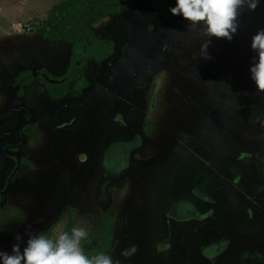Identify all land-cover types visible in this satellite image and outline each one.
I'll list each match as a JSON object with an SVG mask.
<instances>
[{
    "label": "rangeland",
    "instance_id": "1",
    "mask_svg": "<svg viewBox=\"0 0 264 264\" xmlns=\"http://www.w3.org/2000/svg\"><path fill=\"white\" fill-rule=\"evenodd\" d=\"M58 1L0 0V114L12 92L20 108L0 119V251L11 254L18 234L21 251L30 234L55 239L71 222L89 237L113 217L105 254L120 264H264L254 227L264 220V92L250 73L264 0L241 12L231 40L193 30L169 11L176 0L164 14L124 0L91 27L114 54L90 59L86 86L51 99L37 78L16 76L65 71L69 44L35 31Z\"/></svg>",
    "mask_w": 264,
    "mask_h": 264
},
{
    "label": "trees",
    "instance_id": "2",
    "mask_svg": "<svg viewBox=\"0 0 264 264\" xmlns=\"http://www.w3.org/2000/svg\"><path fill=\"white\" fill-rule=\"evenodd\" d=\"M151 6L154 10L164 14L168 10L169 4L168 0H151ZM125 8L124 0H59L48 10L45 21L37 26L35 31L43 38L60 40L69 44L70 55L65 71L54 77L43 69V72H46L49 77L58 80L49 82L41 74L36 77L32 71L21 70L16 76V82L26 85L37 78L43 83L51 99L65 97L71 82H75L78 88L86 86L84 71L87 62L90 59L101 62L111 57L115 52L114 40L93 34L91 27L108 15L123 12ZM35 127L36 122L33 121L30 125L22 128V132L30 135ZM10 178L9 174L6 183ZM114 226L115 219L113 217L103 220L95 232L83 240L82 248L85 254L91 257L106 253L111 248ZM74 227L72 222L69 223L66 232L71 234Z\"/></svg>",
    "mask_w": 264,
    "mask_h": 264
},
{
    "label": "clouds",
    "instance_id": "3",
    "mask_svg": "<svg viewBox=\"0 0 264 264\" xmlns=\"http://www.w3.org/2000/svg\"><path fill=\"white\" fill-rule=\"evenodd\" d=\"M260 0H176L169 11L173 15H182L190 22L193 30L205 37L231 40L237 32L238 18L245 9L254 11ZM210 39L201 44V56L209 59L207 47ZM251 48L258 53V61L250 66L251 79L259 92H264V28L259 29L251 38ZM88 230L76 226L71 234L61 231L53 240L43 234H30L26 246L21 251V236L18 234L12 253L0 251L2 264H120L109 254L100 253L89 257L81 247V241ZM135 245L121 251L124 257L135 254Z\"/></svg>",
    "mask_w": 264,
    "mask_h": 264
},
{
    "label": "water",
    "instance_id": "4",
    "mask_svg": "<svg viewBox=\"0 0 264 264\" xmlns=\"http://www.w3.org/2000/svg\"><path fill=\"white\" fill-rule=\"evenodd\" d=\"M35 74V73H33ZM47 80H49L50 82H56V80H52V79H49L47 77H45ZM16 96V93L15 92H12L11 96H10V99H9V102L6 106V109L0 114V119L3 118L9 111L13 110V109H20L19 107H16L14 105V97Z\"/></svg>",
    "mask_w": 264,
    "mask_h": 264
},
{
    "label": "flooded vegetation",
    "instance_id": "5",
    "mask_svg": "<svg viewBox=\"0 0 264 264\" xmlns=\"http://www.w3.org/2000/svg\"><path fill=\"white\" fill-rule=\"evenodd\" d=\"M110 58V57H109ZM32 72L34 73V71L32 70ZM44 78L45 77H47V78H49V79H52L51 77H49L47 74H46V72H41L40 73ZM46 79V78H45ZM47 80V79H46ZM52 80H55V79H52ZM49 81V80H48ZM56 81H58V80H56ZM50 82V81H49ZM18 83H20V82H18ZM250 216H252V215H250ZM237 217V216H236ZM263 217V219H264V216H262ZM261 217L260 216H258L257 215V222L254 220V227L257 225V223H258V226H260V227H262V228H264V220H259Z\"/></svg>",
    "mask_w": 264,
    "mask_h": 264
}]
</instances>
